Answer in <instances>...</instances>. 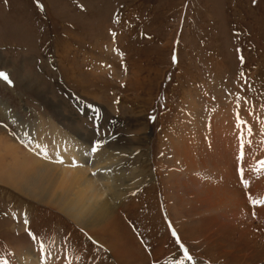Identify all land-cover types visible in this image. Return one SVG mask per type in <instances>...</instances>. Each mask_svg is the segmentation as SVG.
<instances>
[{"label": "rangeland", "instance_id": "obj_1", "mask_svg": "<svg viewBox=\"0 0 264 264\" xmlns=\"http://www.w3.org/2000/svg\"><path fill=\"white\" fill-rule=\"evenodd\" d=\"M19 1L0 0V72L11 81L0 79V141L50 166L57 183H65L62 172L81 170L96 179V190L103 184L101 166L115 165L90 163L124 151L116 156L123 168L114 173L125 194L138 152L147 149L150 173L136 186L153 187L159 218L148 230L124 212L129 202L117 206L115 217L139 256L134 264H209L202 248L181 243L171 228L153 172L163 131L177 117L192 126L204 118L207 131L229 105L239 123L247 112L264 119V0ZM241 172L239 183L247 190L246 170ZM108 179L115 185V176ZM13 190L0 184V264L26 262L31 248L47 257L57 252L70 264H116L109 236L91 235Z\"/></svg>", "mask_w": 264, "mask_h": 264}, {"label": "bare ground", "instance_id": "obj_2", "mask_svg": "<svg viewBox=\"0 0 264 264\" xmlns=\"http://www.w3.org/2000/svg\"><path fill=\"white\" fill-rule=\"evenodd\" d=\"M188 99L193 100L191 97ZM184 108L180 115H183ZM193 109L200 111L198 108H191V111ZM136 112L140 113L141 110L137 109ZM247 113L248 118L243 117L245 123H239L241 120L233 118L234 109L229 105L227 109L217 112V122L212 121L208 131L203 126L204 118L192 126L191 120L185 117H177L175 123L163 131L164 138L160 143L162 154L153 172L154 177L160 179L162 186L159 187L163 188V206L171 221V228L177 230L181 243L202 248L204 254L201 256L209 260V264H264V206L253 203L264 201V119ZM257 115L263 116L260 112ZM180 130L181 134H178ZM19 149L8 140L0 141V184L40 204L51 206L91 235L109 236L113 239L109 240V250L116 264H134L138 261L139 256L129 249L130 242L125 237L122 224L115 217L117 206L127 207L129 202L124 212L145 222L144 227L148 230L153 228V220L159 218L161 205L153 187L139 191L141 186H136L150 173L152 154L147 149H144V153L138 152L140 162L130 173L127 194L120 187V174L114 173L123 168L116 156L125 154L124 151L108 152L107 159L98 158L90 163L91 166H100L110 160L115 165V168L101 166V179L98 180L103 184L96 190V179L81 170L77 175L62 172L65 183H57L51 177L50 166L42 165L36 158L23 153L19 156ZM167 153L171 155L170 159ZM245 170L247 190L239 183L242 182L239 174ZM108 174L110 178L116 177L115 185H109ZM253 175L254 178L251 177ZM123 197L127 199L124 204L113 203ZM160 221H163V216ZM168 236L171 237V234ZM15 249L21 251L22 247ZM160 253L164 255L169 252L162 250ZM27 254L26 262L20 264L72 263L69 258L68 261L60 259L57 252L47 257L44 252L31 248Z\"/></svg>", "mask_w": 264, "mask_h": 264}, {"label": "snow or ice", "instance_id": "obj_3", "mask_svg": "<svg viewBox=\"0 0 264 264\" xmlns=\"http://www.w3.org/2000/svg\"><path fill=\"white\" fill-rule=\"evenodd\" d=\"M0 79H3L4 81H8L9 83H11V81L9 80V77L6 73L0 72ZM250 131V129H249ZM241 174H243L241 172ZM245 186H247V183L245 182ZM254 204H260L261 206H264V201H253ZM188 259H191V257L189 256Z\"/></svg>", "mask_w": 264, "mask_h": 264}, {"label": "crops", "instance_id": "obj_4", "mask_svg": "<svg viewBox=\"0 0 264 264\" xmlns=\"http://www.w3.org/2000/svg\"><path fill=\"white\" fill-rule=\"evenodd\" d=\"M15 1H19V0H15ZM19 2H20V1H19ZM23 2H27V0H21V3H20V4H22ZM27 4H28V3H27ZM18 6H19V4H18ZM16 9H18V7H16L15 10H16ZM3 10H4V9H3ZM13 10H14V9H13ZM13 10H12V11H13ZM15 10H14V11H15ZM0 11H1V10H0ZM15 12H16V11H15ZM15 12H12L11 16H13V15L15 14ZM2 16H3V15H2V13L0 12V17H2ZM1 35H2V34H1ZM7 35H9V34H7ZM1 39H2V38L0 37V42L3 41V40H1Z\"/></svg>", "mask_w": 264, "mask_h": 264}]
</instances>
